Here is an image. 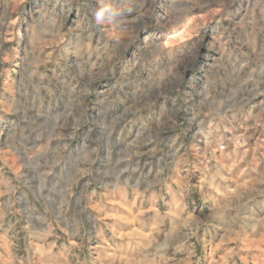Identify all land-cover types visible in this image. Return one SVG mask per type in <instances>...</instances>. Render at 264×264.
Returning <instances> with one entry per match:
<instances>
[{"label": "rangeland", "instance_id": "1", "mask_svg": "<svg viewBox=\"0 0 264 264\" xmlns=\"http://www.w3.org/2000/svg\"><path fill=\"white\" fill-rule=\"evenodd\" d=\"M0 264H264V0H0Z\"/></svg>", "mask_w": 264, "mask_h": 264}]
</instances>
